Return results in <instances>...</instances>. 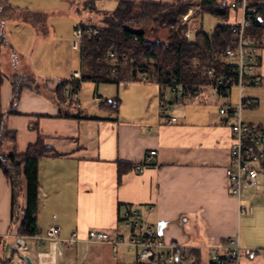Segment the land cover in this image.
<instances>
[{
    "label": "crops",
    "instance_id": "1",
    "mask_svg": "<svg viewBox=\"0 0 264 264\" xmlns=\"http://www.w3.org/2000/svg\"><path fill=\"white\" fill-rule=\"evenodd\" d=\"M86 1L93 5L97 2L58 0L60 5L43 8L0 0V114L5 115L10 107L12 80L20 73L17 67L21 59L28 60L35 76L33 85L39 87V91L23 88L16 113L6 115V127L16 136L13 145H4L5 151L24 153L38 136L50 149L38 163L39 232L58 227L61 237L72 233L84 237L91 229L127 235L130 229L124 226L121 214L136 210L147 221L157 223L158 234L167 243L215 246L239 233L242 247L258 251L242 255L239 264H264V229L259 227L264 221V203L259 200L252 206L243 202L242 196L241 204L253 211L239 214L238 201L227 188L224 169L230 160L231 133L218 112L224 103L217 100L225 97L201 89L193 101L178 102L167 89L159 91L153 82H107L115 87H107L109 96L104 100L117 97L119 105L114 112L94 96L106 112L100 116L73 109L70 99L77 97L79 87L74 98L64 91L66 98L55 99L58 84L79 70L80 60L69 68L57 60L55 68L36 51L44 41L68 37L54 30L48 32L52 25H47L45 11L49 17L52 12L62 11L77 17L68 32L70 36L83 16L77 4L86 6ZM106 1L116 5L119 0ZM12 14L17 15L16 19ZM39 27L44 29L43 37L36 30ZM2 45L11 52L6 53L7 47ZM11 53L14 62L9 71ZM261 54L258 71L264 77V49ZM159 92L169 114L176 117L174 124H158ZM213 103L219 106L215 108ZM150 149L156 150L151 165L141 172L134 167L117 178V162L136 166ZM2 181L0 203L5 205L6 197L9 199L10 220V187L4 176ZM198 252L201 262L208 264V251ZM64 254L60 264H138L131 249L113 253L107 244H72L64 248Z\"/></svg>",
    "mask_w": 264,
    "mask_h": 264
},
{
    "label": "trees",
    "instance_id": "2",
    "mask_svg": "<svg viewBox=\"0 0 264 264\" xmlns=\"http://www.w3.org/2000/svg\"><path fill=\"white\" fill-rule=\"evenodd\" d=\"M226 2L199 0L202 12L220 16L224 22L215 26L211 33L200 28L190 37L184 36L186 26L181 25V17L193 6L191 0H175L173 3L119 0L111 12L98 10L97 19L91 15L79 24L97 29L95 35L84 36L80 41V79L60 82L54 92L55 99H64L67 84L76 91L81 81L128 83L139 82L145 76L150 82L164 85L174 82L203 86L208 83V70L215 78L227 77L232 60L224 57V51L234 48L237 40L236 32L232 30L233 23L228 18L232 13V21L236 23L240 13L237 8L230 9ZM84 5L93 7L92 1H86ZM248 6L254 11L246 16L245 36L262 50L264 0H250ZM148 24H151L148 29L150 33L155 27L165 28V40H148ZM32 80L25 82L24 76L19 74L13 78L10 107L5 115L0 114V172L10 187L9 229L18 223V232L25 235L39 233L36 221L38 163L50 149L38 136L24 153H17L13 149L5 151L4 145H13L16 136L14 130L6 127L5 117L16 113L23 88L39 91ZM101 105H108L116 112L119 99L104 100ZM134 167L133 164L117 162V178L120 179L123 173ZM186 254L194 257L195 264H201L197 250H187Z\"/></svg>",
    "mask_w": 264,
    "mask_h": 264
},
{
    "label": "built area",
    "instance_id": "3",
    "mask_svg": "<svg viewBox=\"0 0 264 264\" xmlns=\"http://www.w3.org/2000/svg\"><path fill=\"white\" fill-rule=\"evenodd\" d=\"M250 0H227L230 9H239V19L232 24L237 40L234 48H227L224 57L232 60L227 77L215 78L212 71H207L208 83L203 86L186 85L171 82L169 84L155 83L159 91L167 89L175 101H193L201 89H210L215 95L227 98L229 91H237L236 103H224L219 108L223 118L222 123L228 124L231 133L229 146V164L224 169L228 192L238 201V213L251 214L252 207L241 204L243 190L257 191L262 188L264 179V124L245 123L242 119V110L245 106H252L251 98L245 97L243 91L250 88H260L264 77L258 69L262 66L261 49L255 46L245 36L246 16L254 8H249ZM191 14V13H190ZM190 14L183 16L182 23L189 21ZM196 28L186 27L185 37L195 32ZM97 33L91 26H76L72 31L74 40L72 49L80 48V41L84 36ZM112 56V54H111ZM80 79V71H72L68 81ZM140 83L150 82L142 76ZM191 89L193 91H191ZM72 98L76 92L67 84L65 90ZM191 91V92H190ZM158 124H174L176 117L168 112V105L164 96L158 94ZM156 150L150 149L142 163L135 166L141 172L144 167L151 165ZM151 209V208H150ZM124 226L130 229L129 234H111L104 230L91 229L84 237L72 233L70 237H61L58 227H50L44 233L25 235L17 230L0 232V263L1 264H26L25 256L31 249L30 241L39 247L46 246L45 250L35 251L33 264H60L64 258V248L72 244H107L113 253L128 248L133 251L135 261L143 264H195L194 257L186 254L187 250H207L208 264H239L242 255L250 256L257 250L244 248L240 243L239 233H235L225 243L215 246L189 247L177 243H167L158 234L157 223L149 222L136 210H125L121 214ZM18 225V224H17ZM200 263L201 258H200Z\"/></svg>",
    "mask_w": 264,
    "mask_h": 264
},
{
    "label": "rangeland",
    "instance_id": "4",
    "mask_svg": "<svg viewBox=\"0 0 264 264\" xmlns=\"http://www.w3.org/2000/svg\"><path fill=\"white\" fill-rule=\"evenodd\" d=\"M10 2H15L16 4L20 5H26L30 4V6H40L43 8H53L55 6L60 5V3L57 4L58 0H9ZM193 2V6L188 9V12L183 15L186 16L188 13L190 14L189 21L185 23V25L182 23L183 16L181 17V25H184L186 27L196 28V29H202L206 33H211L215 26L222 24L224 22L223 18L220 16H216L214 14H211L210 12H202V7L198 4V0H191ZM78 2V1H77ZM95 5L90 6H83L77 4L78 13H81L83 16L78 18L77 24H80V22H84L87 20V17L94 15V18L97 19L99 16L97 12L98 10L105 9L109 12L113 11L116 5H112L110 2L106 0H97L95 1ZM96 9V11L94 10ZM76 13V12H75ZM39 15V12H37ZM41 14V13H40ZM45 14L47 15V25H52V27L48 30L49 33H51L53 30L56 31L58 34H65L66 38H56L53 41H49L48 43H45L46 41L42 42L39 46L36 45L37 52H39L40 55L44 56V58L49 59V63L57 68V60L60 61V63H65V67L68 68L70 65L72 66V63L76 61V64H78L79 60V54L78 50L72 49V41L74 40V37L72 33L68 34V32L71 30V28L75 25V20L77 17H72L68 14V12L62 11L59 16V14L52 12L51 16L49 17V13L45 11ZM72 15H75L74 13ZM17 15L12 14V19H16ZM87 16V17H85ZM60 17L61 19H57ZM229 22L232 21V13L230 14V18H228ZM96 21V20H95ZM151 24H148V27L146 28V35L147 39L150 41H153L154 38L158 40H165L167 35V30L165 28L155 27V30L153 33H150L148 31ZM186 29V28H185ZM40 36H44V29L38 28ZM73 31V30H72ZM46 34V33H45ZM48 34V33H47ZM261 43L262 47L264 49V30L261 35ZM5 46V45H2ZM7 46H5L6 49ZM6 53H10L11 49L7 47V50H5ZM12 61L9 63V71L13 69V62H14V55L11 53ZM62 64V66H63ZM61 66V67H62ZM17 72L19 70V74L24 76L25 82H30L32 79H35V76L33 75V72L30 68V65L28 63V60L21 59L20 64L17 67ZM61 70V69H59ZM64 70V69H63ZM17 75V74H16ZM15 77V76H14ZM261 87L260 88H250L245 89L243 91V95L245 97L252 98L253 105L252 106H245L242 110V119L245 123H251V124H264V79L261 81ZM110 85L107 84V82H97V81H81L79 84V90L78 95L76 98H74L72 102L73 109L76 108L77 110H81L82 112H85L88 115L98 114L104 115L106 112L101 110L99 108V102L94 101V96H99L100 101L108 98L109 94L107 93V90ZM98 87V90L96 89ZM207 88H203L202 92H206ZM168 91V90H167ZM210 93V90H207ZM169 92V91H168ZM236 97H237V91L235 89L231 90L230 99L228 100L230 103L235 104L236 103ZM217 99V97L215 98ZM218 102L227 101L226 98H218ZM215 108L219 106L213 103ZM3 176L0 172V182L1 186L3 184ZM263 185L260 190L252 191V190H243L242 196H243V202L248 201L249 205L254 206L255 202L261 200L264 203V179ZM8 200L7 197L5 199V205L0 203V229H6V231L14 230L18 223L14 224L11 229H9L10 226V220H9V206H8ZM1 202V199H0ZM7 202V203H6ZM259 227L261 229H264V221L260 223ZM31 249L27 252V255L35 261V251L37 250H45L46 246L39 247L38 245H35L33 241H30ZM138 264H143L141 262H138Z\"/></svg>",
    "mask_w": 264,
    "mask_h": 264
},
{
    "label": "water",
    "instance_id": "5",
    "mask_svg": "<svg viewBox=\"0 0 264 264\" xmlns=\"http://www.w3.org/2000/svg\"><path fill=\"white\" fill-rule=\"evenodd\" d=\"M25 261L26 264H33L31 258L28 255L25 256Z\"/></svg>",
    "mask_w": 264,
    "mask_h": 264
}]
</instances>
